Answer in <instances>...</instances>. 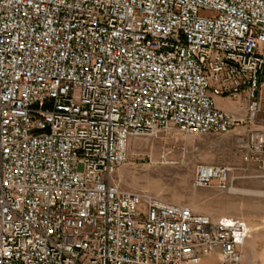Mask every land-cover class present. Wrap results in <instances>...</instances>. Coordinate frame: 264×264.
Wrapping results in <instances>:
<instances>
[{"label":"built area","instance_id":"2783aa9c","mask_svg":"<svg viewBox=\"0 0 264 264\" xmlns=\"http://www.w3.org/2000/svg\"><path fill=\"white\" fill-rule=\"evenodd\" d=\"M263 87L264 0H0V264H249L243 218L115 175L134 137L249 126ZM247 130L245 169L264 173ZM236 178L202 163L193 186Z\"/></svg>","mask_w":264,"mask_h":264},{"label":"rangeland","instance_id":"374dc122","mask_svg":"<svg viewBox=\"0 0 264 264\" xmlns=\"http://www.w3.org/2000/svg\"><path fill=\"white\" fill-rule=\"evenodd\" d=\"M227 100L226 103L237 104L234 112H245L237 101ZM245 126L227 133L174 131L134 137L127 161L115 175L116 182L126 190L148 192L172 203L189 205L197 213L243 218L251 229L246 243L247 262L264 264V173L256 166L245 169L237 142L240 135L249 134ZM247 127L264 131V87L261 111ZM202 163L229 165L237 178L224 190L196 189V168Z\"/></svg>","mask_w":264,"mask_h":264},{"label":"crops","instance_id":"0c3cea01","mask_svg":"<svg viewBox=\"0 0 264 264\" xmlns=\"http://www.w3.org/2000/svg\"><path fill=\"white\" fill-rule=\"evenodd\" d=\"M226 100L227 99L225 98H217V106L221 109L234 112L237 109V104L235 102L226 103L228 102V100L227 101ZM245 127L248 128L247 125Z\"/></svg>","mask_w":264,"mask_h":264}]
</instances>
